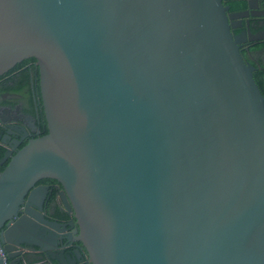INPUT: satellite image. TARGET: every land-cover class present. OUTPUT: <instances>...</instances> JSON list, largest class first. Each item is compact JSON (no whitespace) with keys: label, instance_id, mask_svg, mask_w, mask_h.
Returning <instances> with one entry per match:
<instances>
[{"label":"water","instance_id":"obj_1","mask_svg":"<svg viewBox=\"0 0 264 264\" xmlns=\"http://www.w3.org/2000/svg\"><path fill=\"white\" fill-rule=\"evenodd\" d=\"M227 11L0 0V76L34 60L47 130L0 159L4 253L28 244L10 240L21 228L42 232L35 249L75 244L74 264L82 250L90 264H264V98L230 33L247 14ZM43 179L71 234L41 207L18 210Z\"/></svg>","mask_w":264,"mask_h":264},{"label":"flooded vegetation","instance_id":"obj_2","mask_svg":"<svg viewBox=\"0 0 264 264\" xmlns=\"http://www.w3.org/2000/svg\"><path fill=\"white\" fill-rule=\"evenodd\" d=\"M246 4V9L239 12H233L242 13L245 11L247 15L232 20V23H234L235 26L230 28V33L232 37H236L241 40L238 46L240 56L244 62L249 64L250 62L257 63V61L264 63V49L259 51L249 50L250 47L255 44L264 42V0H246ZM226 7L228 8V6ZM226 13L230 12L227 11ZM22 62L23 61L20 63ZM31 65H33L34 71L37 73L35 62ZM28 66L29 64H23L21 69L24 70ZM18 72L19 71L16 70L8 74L7 71L1 75L0 87L4 85L12 86V80H9V78ZM35 85L38 87V80L35 82V77L33 78L31 75L29 76L28 87L24 88L20 92H4L0 90V159L4 155V150H11L17 143L18 146L14 150L17 151V149L25 145L30 138L42 136L44 135L43 133L47 131L41 102L39 101L40 98L38 99L39 93L37 94L36 90L33 89ZM20 127H22L24 131L21 130ZM6 134L11 136L10 140H13L14 138V141H12L11 144H9L10 142L7 140ZM6 163L7 161L4 162L0 168H4ZM35 187H43L45 189L44 197L40 198V195H36L32 202H30L31 205L23 203L18 210L20 212L26 211L27 205L34 208L41 207V214L47 222L61 224L66 227V232L71 234L75 224L71 215L67 214L60 208V186L53 180L43 179L39 180L35 184ZM15 221L16 219L12 222V226H14L13 224ZM69 222L73 223V227H67ZM7 227V224L4 223L0 227V234ZM16 227L17 224L15 225V228ZM41 233L42 232H39L38 230H34V233H23L22 229L19 228L18 233H13V235L10 236V240L14 242L27 241L28 244H26V246L21 245V243L19 245H15L14 249L10 253L14 255L13 258H10L11 256L9 253H4L2 250L3 245H0V258L3 263L9 264L14 261L13 264H74L67 260V255H71L70 252L73 249L72 246H76L75 244L71 245L68 243H62L58 246L57 244L40 242V249L33 248L32 245H39L37 238ZM46 249L49 250L45 251ZM81 254L83 259L75 264H90L86 255H84L83 250Z\"/></svg>","mask_w":264,"mask_h":264},{"label":"trees","instance_id":"obj_3","mask_svg":"<svg viewBox=\"0 0 264 264\" xmlns=\"http://www.w3.org/2000/svg\"><path fill=\"white\" fill-rule=\"evenodd\" d=\"M221 3L224 6H228V12L230 13L242 11L246 9V5H247L246 0H221ZM263 49H264V42L255 44L254 46L250 47L249 50L259 51ZM29 62L32 64L34 60L33 59L23 60L22 63L16 64L11 70H9L8 74L16 70H18L19 72L9 78V80H12V86L4 85L0 87V90L4 92L5 91L6 92H20L24 88L28 87L29 76L31 75L33 76V78L35 77V82H37L38 80L37 73L36 71H34L33 65H31ZM23 64H29V66L26 69L22 70L21 66ZM250 65L254 67V70L252 72L253 82L255 83L261 96L264 98V63L257 61V63L250 62ZM33 89L36 90L38 94L37 85H35ZM38 99H39V94H38ZM46 132L47 131H45L43 134H45ZM2 168L3 167H1L0 170H2ZM40 182H43V181H40Z\"/></svg>","mask_w":264,"mask_h":264}]
</instances>
